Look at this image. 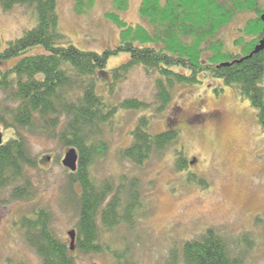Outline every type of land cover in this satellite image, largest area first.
<instances>
[{"label":"trees","instance_id":"1","mask_svg":"<svg viewBox=\"0 0 264 264\" xmlns=\"http://www.w3.org/2000/svg\"><path fill=\"white\" fill-rule=\"evenodd\" d=\"M73 1L74 13L84 15L95 0ZM17 6L32 9L36 25L0 51V94L4 95L0 125L13 132L0 145V190L8 189L13 201L33 197L27 170L34 169L36 161L23 134L44 135L75 149L77 169L68 171L69 186L80 190L73 250L52 231L45 209L18 221L24 241L37 256V264H76L74 252H108L118 264H131L126 249L111 250L101 242L103 235L119 227L130 228L142 211L136 178L98 183L92 174L94 164L107 152L105 132L120 112L142 113L120 157L140 167L151 156H162L177 144L178 130L152 134L149 118L168 107L174 86L196 85L205 77L221 81L246 99L264 132V50L250 56L264 36L260 20L264 0H141L138 15L145 25L136 26L120 18L128 0H112L113 11L105 18L119 29V43L101 53L82 51L67 42L59 30L57 0H0L4 12ZM241 14L250 17L238 29L241 36L234 43L241 50L236 54L218 35ZM119 53L127 60L106 70L108 59ZM10 61L15 63L5 68ZM136 67L155 75L154 102L131 98L113 105L107 101L103 92L111 96ZM181 154L176 152L178 171L186 166ZM164 264L241 263L225 240L207 229L198 239L184 242L179 254L170 251Z\"/></svg>","mask_w":264,"mask_h":264},{"label":"rangeland","instance_id":"2","mask_svg":"<svg viewBox=\"0 0 264 264\" xmlns=\"http://www.w3.org/2000/svg\"><path fill=\"white\" fill-rule=\"evenodd\" d=\"M140 3L128 0V8L120 18L132 26L145 25L138 15ZM109 11H113L112 0H95L84 15L74 13L73 0H57L59 30L79 50L101 53L112 49L119 43V29L105 18ZM249 17L238 15L220 30L218 37L227 50L240 52L241 47L234 41L241 36L238 29ZM35 25L32 9L17 6L4 12L0 7V51ZM246 41L248 38H244ZM127 58L124 53L111 56L106 70L118 67ZM14 63L7 62L4 67ZM155 78L136 67L115 86L111 96L103 93L113 105L131 98L151 103ZM3 99L0 94V101ZM141 116L118 114L109 132H105L107 152L92 169L98 183L136 178L142 205L140 217L130 228L119 227L103 235L101 242L111 250L126 249L131 264H164L170 251L179 254L184 242L212 229L241 264H264V132L249 102L210 77L196 85L174 86L171 102L163 113L148 117V129L152 134L178 130L177 144L136 167L122 159L120 151L130 145L131 131ZM0 133L2 142L13 137V132L2 125ZM23 136L36 161V167L27 170L33 197L13 201L8 189L0 190V264L38 263L17 225L22 217L47 210L52 231L67 245V233L75 230L78 221L80 190L69 186V173L61 165L68 149L44 135ZM178 151L185 160L183 171L175 167ZM189 162L193 163L191 167ZM73 255L76 264H118L108 252Z\"/></svg>","mask_w":264,"mask_h":264},{"label":"water","instance_id":"3","mask_svg":"<svg viewBox=\"0 0 264 264\" xmlns=\"http://www.w3.org/2000/svg\"><path fill=\"white\" fill-rule=\"evenodd\" d=\"M260 20L263 24L262 27V33L264 34V15L260 17ZM264 50V36L263 38L259 41V43L254 47L252 53L250 56L253 54H257L261 51ZM2 144V134L0 133V145ZM77 162H78V154L75 149H68L67 152L64 155V158L61 161L62 167L69 171L70 173H74L77 169ZM67 235L70 238V250H73V243L75 240V231H70L67 233Z\"/></svg>","mask_w":264,"mask_h":264},{"label":"flooded vegetation","instance_id":"4","mask_svg":"<svg viewBox=\"0 0 264 264\" xmlns=\"http://www.w3.org/2000/svg\"><path fill=\"white\" fill-rule=\"evenodd\" d=\"M189 163H190L189 165H190V167H191L193 163H191V162H189Z\"/></svg>","mask_w":264,"mask_h":264}]
</instances>
